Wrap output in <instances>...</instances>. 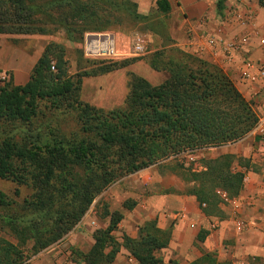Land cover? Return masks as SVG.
I'll use <instances>...</instances> for the list:
<instances>
[{
  "label": "trees",
  "instance_id": "obj_1",
  "mask_svg": "<svg viewBox=\"0 0 264 264\" xmlns=\"http://www.w3.org/2000/svg\"><path fill=\"white\" fill-rule=\"evenodd\" d=\"M109 1L0 0V36L46 35L44 19L52 18L54 10L65 23L97 25ZM227 1L218 0L219 14ZM120 2L127 16L146 19L131 0ZM157 7L162 14L172 12L168 0L158 1ZM93 30L104 31L105 26ZM138 60L111 63L100 73ZM147 62L168 74L167 79L154 86L131 74L124 104L110 111L81 100L83 78L92 73L69 75L66 49L56 42L46 46L26 85L13 79L0 84V180L18 187L16 199L0 189V264H28L60 243L120 179L184 154L235 144L257 126L251 103L218 66L176 48L155 52ZM64 114L74 116L75 131L62 127ZM183 177L193 182L187 194L204 207V215L223 217L224 199L218 192L239 196L245 173L234 170L231 156H222ZM21 187L31 193L19 201ZM136 206L132 200L124 203L129 211ZM105 216L107 228L94 234L88 252H78L83 264H114L122 248L138 264H162L158 254L168 248L171 235L156 220L141 227L137 239L123 235L120 243L114 233L124 215L107 211ZM193 264L218 262L209 253Z\"/></svg>",
  "mask_w": 264,
  "mask_h": 264
},
{
  "label": "rangeland",
  "instance_id": "obj_2",
  "mask_svg": "<svg viewBox=\"0 0 264 264\" xmlns=\"http://www.w3.org/2000/svg\"><path fill=\"white\" fill-rule=\"evenodd\" d=\"M158 1L160 0H131L137 5V13L146 19L127 16L121 11L120 0H111L103 8L102 18L98 20L97 25L86 26L82 21L74 22L73 20L65 23L64 20H58L61 13L54 10L50 11L52 18L44 19L45 26L43 28L48 31L46 35L6 34L0 36V84L2 85L4 81L9 82L11 79L15 83L14 74L17 72L23 73L25 76L29 73L32 74V70L46 46L51 42H56L66 49L69 75L92 73V76L83 78L80 90L81 100L106 111L121 107L129 93L131 74L147 79L154 86L162 84L167 79L168 74L155 71L147 62L155 52L176 48L183 53L197 57L191 53V34H187L186 28L183 26V23L189 19V15L181 7L184 0H168L172 6V12L168 15L162 14L158 10ZM253 1L250 2V5L252 4V7L257 11L258 19L263 22L264 10L261 9L264 7V0H255L254 3ZM225 5L227 13L223 16V22L228 16V1ZM96 9L98 10V8ZM39 26L41 25L39 24ZM103 26H105L104 31L93 30L95 27L102 28ZM226 30L230 34L231 30L235 32L237 28L227 25ZM87 34L112 35L116 41V57L109 59L85 57L83 47ZM183 36H187L184 44ZM138 43H141L145 48L141 54L135 53ZM197 58L218 66L231 78L232 70L223 68L218 61ZM132 59L139 60L124 69L107 74L100 73L101 68L111 63ZM259 61L264 63V59ZM241 85L243 91L238 90L251 103L260 120L264 116V104L261 100L251 97L253 87L248 88ZM254 89L258 90L256 87ZM61 117L64 129L68 132L76 130L77 123L74 116L64 114ZM47 118L50 119L51 116L49 115ZM253 131L235 144L184 154L177 159L168 160L160 166H153L120 179L96 199L82 221L58 243L60 247L56 248L57 244L51 246L32 257L28 264H33L32 262L44 255L45 259L51 258V264H83L78 252H88L94 245V234L100 229L107 228L109 223L105 216L107 211H119L124 215L123 221L114 233L120 243H123V235L133 238L134 234V239H137L140 228L150 221L156 220L158 226L160 223L167 222V228L163 230L168 231L171 237L168 248L158 254L162 264H193L209 253L216 260H221L223 264H232L233 260L235 261L240 256L235 259L233 257V255L235 256L234 243L237 237H242L247 233L245 231V233L237 234L234 223L241 221L250 225L251 219L258 221L254 216L264 213V135L252 134ZM222 156H231L234 170L245 173L241 194L248 198L243 201L239 198L241 194L237 197L227 196L228 200L224 199L220 205L223 217H207L202 211L204 207L199 205L195 197L196 203L191 204L193 196L188 195L187 191L194 185L192 181L184 179L183 174L200 172L203 170L204 161ZM181 166L185 170L181 169ZM250 173L257 175L258 184L261 185L262 192L259 193L262 198L261 203H253L249 200L251 198L250 190L246 186L257 184L255 179V182L249 179ZM17 188L14 183L0 180V189L12 199H16ZM20 191L19 201L31 193L26 187H21ZM155 196L158 198V204H156L158 207L153 206L151 210H146L141 206L147 198ZM128 200L137 204L131 211L124 207V203ZM157 208L161 209L156 211ZM201 215L208 219H204ZM215 218L222 221L223 224L213 226L212 219ZM192 224H196L195 228H192ZM177 229L180 230V236L176 235ZM218 229L225 231L223 238L212 236L218 234L216 232ZM202 235H207L204 242L199 241V236ZM213 239L215 240L212 241ZM54 248L55 251L50 252ZM122 251H124V264H138L136 260L131 261L132 258L130 255L127 256L129 253L126 249L122 248ZM48 262L46 260V263ZM114 264L118 263L115 261Z\"/></svg>",
  "mask_w": 264,
  "mask_h": 264
},
{
  "label": "built area",
  "instance_id": "obj_3",
  "mask_svg": "<svg viewBox=\"0 0 264 264\" xmlns=\"http://www.w3.org/2000/svg\"><path fill=\"white\" fill-rule=\"evenodd\" d=\"M250 2L252 0H228L226 21L216 33L204 31L197 36V40L191 39V53L204 59H214L223 68L237 71L239 82L248 88L253 87L251 97L261 100L264 104V63L252 57L238 56L253 41L258 48L264 50V21L258 19L256 11L250 8ZM227 25L234 26L237 30L230 35L226 30ZM144 51V46L138 43L135 53L141 54ZM83 52L85 57L91 59L114 58L117 55L115 38L107 34H87ZM255 87L258 88L257 91ZM252 134L264 135V116L259 120ZM218 193L223 199L228 200L226 193L221 191ZM234 227L237 234H242L247 229L246 223L241 221H236ZM192 228H195L194 224ZM131 261L134 259L132 258Z\"/></svg>",
  "mask_w": 264,
  "mask_h": 264
},
{
  "label": "crops",
  "instance_id": "obj_4",
  "mask_svg": "<svg viewBox=\"0 0 264 264\" xmlns=\"http://www.w3.org/2000/svg\"><path fill=\"white\" fill-rule=\"evenodd\" d=\"M254 2H255V0L253 1V3ZM217 3H218V0H217ZM217 3H215V0H184V4L181 7L189 15V19L187 20V22L183 23V26H185V28H186V33L191 34V39L197 40V35L203 33L204 31L214 34L218 30L219 26L223 25V16L227 13V10L225 8L224 12L222 14H219L218 8H217ZM250 8L253 9L254 11H256L255 8L252 7V4L250 5ZM261 10L263 11L264 7H262ZM205 20L207 21L206 23H205ZM233 31L234 30H231V33H234ZM231 33H230V35H231ZM186 39H187V36H185V37L183 36V38H182L183 44L185 43ZM248 55H251V57L254 59L261 60V59H264V50L258 48L256 42L253 41L252 44L249 47H246L243 50V52H241L238 56L244 57V56H248ZM206 59H208L209 61H214V59H210V58H206ZM230 73H231L230 74L231 78L235 82L237 88L242 92L243 87H241L242 85L239 82V77H238L237 71L232 69V71ZM30 74L31 73H29V75L25 76V75H23V73H19V72L15 73L14 74L15 84L19 85V86L26 85L28 83V81L30 80ZM256 177H257V175L255 173H250L249 179L251 181L252 180L254 181V179H255V181H257V184H254V185L248 184V186H246V188L248 187V189L250 190L249 193H250L251 198L249 200L252 201L253 203H255V202L261 203L262 198H260L259 193L262 192V188L260 187L261 185L258 184V179ZM239 198L243 199V201H244L248 197L244 194H241V196ZM157 201H158L157 196L149 197L141 204V206L146 210H151V207H153V206L158 207V205H156V204H158ZM194 203H196V200L194 197H191V204H194ZM160 207H161V205H160ZM158 209H161V208H157L156 211H158ZM201 216H203L204 219H208L204 215H201ZM254 218H257L258 221L251 219L252 221L250 222V225H247V229L249 228V230H247V229L245 230V231H247V233H245V231H244L245 234L242 237H237L236 242L234 243V245H235V251H234L235 256L233 255V257L235 259L239 255L240 256L235 261L233 260L232 264H237L238 262H244L246 264H264V228H263L264 227L263 226L264 225V213H259V215L254 216ZM212 221L214 223L213 226H216V225L218 226L220 224H223L222 221H220L216 218L212 219ZM166 224H167V222L160 223L159 227L161 229H166L167 228ZM194 225H196V224H194ZM179 231L180 230L177 229L176 235H178V236L181 235V233ZM216 232L218 233L216 236H215V234L212 235V236H214V238L215 237L217 238L219 236L221 238H223L225 236L224 230L218 229ZM132 237L134 238L135 235L133 234ZM214 240L215 239H213L212 241H214ZM56 246H57L56 248H58V247H60V244H57ZM52 251H55V248L52 249L50 252H52ZM123 254H124V251H122V253H120L118 255V257L116 259V263L124 264ZM127 256H129V254H127ZM44 257H45V255H44ZM44 257L41 256V258H37V260L35 262H32V263L33 264H51L50 263L51 258L47 257L45 259ZM245 257H247L248 259ZM46 260L49 262L46 263ZM217 262H218V264H223V263H221V260H219V261L217 260ZM57 263H59V262H57Z\"/></svg>",
  "mask_w": 264,
  "mask_h": 264
}]
</instances>
